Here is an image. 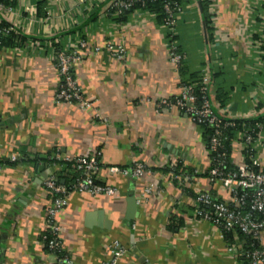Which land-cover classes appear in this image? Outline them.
<instances>
[{"label": "crops", "instance_id": "1", "mask_svg": "<svg viewBox=\"0 0 264 264\" xmlns=\"http://www.w3.org/2000/svg\"><path fill=\"white\" fill-rule=\"evenodd\" d=\"M210 1L213 43L200 3L190 0H182L185 13L172 32L143 13L124 24L94 16L90 3L81 0H17L4 15L15 33L30 40L20 48L0 49V264L55 263L42 242L53 198L45 182L68 158L96 152L98 181L116 194H69L58 222L64 254L73 264L108 260L116 240L127 249L120 264H237L220 230L194 218L197 205L186 192L210 189L230 200L222 184L200 177L182 190L164 173L174 163L200 175L211 166L190 115L180 107L160 106L179 96L183 86L170 44L184 55L188 73L209 76L210 101L219 117L245 119L264 112V0ZM76 30L88 43L75 74L92 102L89 109L56 101L60 76L49 40L67 48L79 42L76 35H65ZM107 41L123 47L125 58L112 56ZM12 155L19 164L6 166ZM136 162L148 169L139 179L112 170ZM149 186L158 193L146 196ZM132 197L136 213L127 220Z\"/></svg>", "mask_w": 264, "mask_h": 264}, {"label": "built area", "instance_id": "2", "mask_svg": "<svg viewBox=\"0 0 264 264\" xmlns=\"http://www.w3.org/2000/svg\"><path fill=\"white\" fill-rule=\"evenodd\" d=\"M81 1L90 3V13H99L100 16L105 17L122 15L123 11L134 9L137 3H145L146 1L152 3L160 2L165 15L164 23L161 27L169 32L176 28L185 13V8L179 0ZM190 1L194 5L199 3V0ZM13 9L0 5V21L4 20V15ZM137 13L156 18L155 14L139 8L134 10V14ZM11 32H15L12 26L2 32L0 31V36ZM105 45L106 50L112 56L118 59L125 58V49L123 47L117 46L113 41H107ZM33 47L36 49L38 46L33 45ZM86 49H88L87 41L79 40L76 44L67 46L65 48L66 51L58 53L57 70L60 76V86L56 93V101L58 103L74 104L81 109H89L93 106L92 102L82 93L75 74V67L82 60ZM67 50H70V52H67ZM169 50L172 64L179 68L182 62L185 61L184 55L177 51L178 48L174 44L169 45ZM209 83V76H203L201 85L204 96L199 107L196 104L197 98L194 95V87L192 85L182 86L179 96L172 100H163L160 106L166 108L172 106L180 107L190 115L195 124H197L196 122L206 123L210 128L214 129L215 134L211 142L210 151L215 152L219 147H222V130L230 125L234 126V124H224V120L214 112L209 96ZM257 129L260 131L258 136L254 135L255 129L253 127H244V131H240L231 154V162L235 170L227 169L226 155L224 153L219 154L218 158L214 160V166L211 165L212 167L209 168L208 179L210 183H221L223 189L229 194L230 200L220 199L212 190L203 188L196 193L195 199V203L198 206H204L208 210H195L193 213L194 218L205 220L220 230L222 239L227 243L228 252L234 255L237 264H264V219L258 217V215L264 216V125H257ZM234 155L238 156V160L234 158ZM99 156V152H96L91 155L65 160L66 163L73 162V168L82 177L77 181L72 191H68L64 186L58 184L55 176L50 177L45 182L46 188L56 195L52 200L51 206L46 210V229L52 236L46 247L56 257L54 264H73V260L64 254L62 246L63 229L58 222V214L67 205L69 194L73 191L109 197L116 194L114 187L97 184L96 175H98L100 166ZM246 160H249L250 163L248 164ZM11 161L16 162L17 156L12 155ZM176 164H172L171 168H175ZM62 167L63 165H60V168ZM256 168L259 171H256ZM112 170L114 172H122L124 176L133 179L141 178L148 171L141 162L134 163L130 168ZM170 179L172 182H177L182 190H185L186 183L192 179H197V177L190 176L187 173L184 176L170 173ZM153 188V186L147 187L145 195L158 193V190L154 191ZM235 232H239L250 239V241H226V235L234 234ZM43 238L47 239L46 236ZM126 254L127 249L122 246L120 241H113L110 246V258L100 264H120L121 259Z\"/></svg>", "mask_w": 264, "mask_h": 264}, {"label": "trees", "instance_id": "3", "mask_svg": "<svg viewBox=\"0 0 264 264\" xmlns=\"http://www.w3.org/2000/svg\"><path fill=\"white\" fill-rule=\"evenodd\" d=\"M180 2H182V0H179ZM201 9L203 11V22L205 25V29L207 31V35H208V41L213 43L214 42V18L215 15L213 13H210V7L212 5V1L210 0H199ZM17 4V0H0V5H2L3 7L6 8H15ZM135 8L131 9V10H125L123 11L122 15H119L117 17H112V20L115 21L116 23L119 24H124L129 22L132 14H134V10L136 8L142 9L143 11H147L151 14H155L156 15V22L158 23V25L162 26L164 23V19H165V15H164V10H163V6L160 2H149L146 1L145 3H140V4H135ZM41 7H43L42 2L38 4V9L41 10ZM113 12V11H112ZM98 13H93L92 15H97ZM41 15V12H40ZM11 25L9 23H7V21L5 20H1L0 21V31L2 32L3 30L9 28ZM67 37L68 36H72V35H76L77 38L79 40H85L86 37L82 34L81 30H76V31H71V32H67L65 34ZM30 40V38L24 34H18L15 32H11L7 35H1L0 36V49H16V48H20L22 46H24L26 44V42ZM34 41H38V39H31ZM50 45H48V47L50 48V50L55 51V55L56 57L58 56V53H61L62 51H66V45L62 44L60 41L56 42L54 38L49 40ZM179 53H181L179 50H177ZM67 52H70V50H67ZM178 71L180 74H182L183 77V82L182 85H192L194 87V95L197 98V106L199 107L202 103V98L204 96L203 92H202V78L203 75L200 73H188V71L185 68L184 62H182V64L179 66ZM262 110H264V105H261ZM264 113V112H263ZM260 114L257 117H253V118H245V119H223L224 120V124L228 123V124H234V126L230 125L229 127L225 128L222 130V147H219L217 149V151L215 152H211V142L213 140L215 131L214 129L210 128L206 123H198L197 127L198 129L201 131L202 133V137L203 140L206 143V148L207 151L209 152L208 156L211 159V165L214 166L215 162L214 160H216L218 158L219 154L224 153L226 155V166L228 170H235V167L233 166L232 162H231V154H232V149H233V145L235 144V142L238 139V135L240 133L241 130L244 131V127L250 128L253 127L255 129L254 135L258 136L260 134L259 129H257V125H264V115ZM55 162V161H54ZM214 162V163H213ZM246 162L249 164V160H246ZM213 163V164H212ZM6 166H12L15 167L19 164V161L17 160L16 162H12V161H8L6 163ZM63 165L62 169H60V171L55 173V177L58 181V184L64 186L68 191H72L73 187H75V185L77 184V181L79 179H81V174L79 172H76L75 169L73 168L74 163L73 162H63V164H61V166ZM65 165V167H64ZM212 167V166H210ZM256 171H259L258 168L255 169ZM209 170L207 171L206 174L204 175H200L197 174L193 169L190 168H186L182 163H177L175 168H171V165L168 166L165 170L164 173L170 176V173H174L176 175L179 176H184L186 173L189 174L190 176H194L197 178L200 177H205V178H209ZM97 178V184L100 185H105L102 184L98 181V175H96ZM64 181L65 183L62 184L61 182ZM174 184L178 185L177 182H174ZM179 187V185H178ZM48 191L51 193L52 197H56V195H54V193L52 191H50L48 189ZM74 192V191H73ZM189 192V196L193 197V199H196V193L192 192V191H186ZM52 198V200H53ZM197 205V204H196ZM205 210L207 211L208 209L204 206L201 205H197L195 210ZM259 218L264 219L263 215H258ZM46 236L47 239H44L43 237ZM42 237V242H44V245L46 247L47 243H49L52 239V236L50 235V232H45L44 235ZM250 241V239L246 238L244 235L240 234L239 232H235L234 234H228L226 235V241L229 242H234V241ZM250 243V242H249ZM47 248V247H46ZM48 250V249H47Z\"/></svg>", "mask_w": 264, "mask_h": 264}, {"label": "water", "instance_id": "4", "mask_svg": "<svg viewBox=\"0 0 264 264\" xmlns=\"http://www.w3.org/2000/svg\"><path fill=\"white\" fill-rule=\"evenodd\" d=\"M264 115V113H263ZM128 216H127V220H131L134 218L135 213H136V208H137V203H136V199L134 197L130 198V200L128 201ZM99 225L102 226L103 224H105V220L102 214L99 215ZM107 224V223H106Z\"/></svg>", "mask_w": 264, "mask_h": 264}]
</instances>
